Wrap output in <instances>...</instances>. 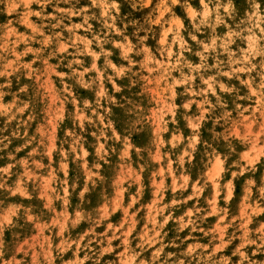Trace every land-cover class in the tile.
Here are the masks:
<instances>
[{"label": "clouds", "instance_id": "1", "mask_svg": "<svg viewBox=\"0 0 264 264\" xmlns=\"http://www.w3.org/2000/svg\"><path fill=\"white\" fill-rule=\"evenodd\" d=\"M32 2L0 0V12L22 9L15 24L31 29L30 33H18L17 27H12L11 19L7 25H0V118H6L0 126V152L8 149L14 138L23 141L15 149L16 153L32 146L27 160L16 161V164L24 165L25 170L14 186L9 187L3 175L9 174L14 165L0 168V190L6 189L13 197L18 193L28 195L24 177L29 175V161L34 165V171L52 168L51 163L46 168L42 160H51L56 150L53 128L67 119L71 126L63 130L58 150L61 162L56 169L65 177L70 159L87 164L84 161L89 155L85 150L87 135L96 141L92 146L97 159L92 168L101 169L102 162H108V153H117V144L122 145L123 159L133 147L131 137L151 131L154 132L152 147L137 148L136 153L140 157L141 172L150 170L153 183L162 175V170L155 168L154 162L160 160L161 149L167 144L163 153L166 167L171 173L173 164L176 165L175 171L183 180L179 187L186 189L189 169L185 165L195 167L193 160L198 145L202 144L199 163L203 164L205 159L209 163L215 160L217 170L211 177L213 186L221 191L227 190L226 204L232 200L233 180L243 176L245 170L254 172L256 169L249 166L264 156V0H241L245 5L243 9L237 8V0H198V3L197 0H88V5L83 7H77L81 0H35L41 3L39 11L31 10ZM125 4L131 11L122 15L121 6ZM48 6L55 9L54 15L47 13ZM177 10L182 12L183 18L177 15ZM137 13L141 14L140 19L136 18ZM30 16L41 18L38 27L30 22ZM73 17H81L82 22L71 23ZM92 22L100 25L98 30L93 29ZM221 27L226 30V35L218 34L217 29ZM4 28L7 31H3ZM82 28L85 29L83 36L77 34ZM202 34H206L203 39ZM189 40L194 44L190 45ZM237 40L246 43L247 47L233 51L230 46ZM149 41H154V45L149 46ZM20 45H23L22 49ZM189 53L199 57V63H193L187 55ZM30 54L31 61L25 62L23 57ZM114 56L119 57L118 63L114 62ZM53 60L57 61L54 65L50 64ZM50 68L59 69L55 71L59 87L50 82ZM136 88L140 90L133 91ZM79 89L94 92L95 99L78 96ZM8 96L12 97L11 102L4 103ZM68 105L72 109L66 108ZM114 108L120 109L127 117L122 136L117 134ZM34 123L35 132L30 134L29 129ZM207 123L211 124L207 129L210 136L204 139L201 129ZM188 129L191 132L186 136ZM9 130L10 134H4ZM165 133L170 134V139L163 138ZM101 140L104 143H99ZM241 145L247 150L237 152ZM221 146L226 149L223 156L217 151ZM77 153L81 155L73 157ZM8 155L15 159L11 152ZM234 156L237 157L235 160L232 159ZM224 173H230L231 179L224 176L221 183ZM93 175L99 173L90 171L89 179ZM208 179L207 174H202L198 183L207 186ZM63 184L67 185L68 180L65 179ZM245 184V200H251L253 187H256L257 199L264 205V177H261L259 186L251 178ZM72 187L75 189V185ZM89 190L85 184L79 193L82 203ZM172 190L177 191L175 179ZM63 191L67 193L68 188L64 187ZM202 191L203 187L198 188L193 195L199 196ZM219 195L220 191H213L211 199L207 200L211 208L207 215L216 213V197ZM130 196L135 203L136 194L130 193ZM192 198L189 195L180 200L173 199V204L187 203ZM64 201L67 203L66 196ZM50 207V203H46L37 218H43L44 210ZM195 211L201 213L204 210L197 208ZM220 211L223 213L220 220H223L229 209L225 206ZM26 215L27 220L33 219L31 214ZM76 217L72 227L84 219L91 221V228L84 233L85 236L99 224V220H92L81 212H77ZM206 218L201 214L193 219L190 209L179 218L178 235L171 244L164 243L160 231H155L151 241L138 237L135 249L124 247L119 253L120 259L107 264H129L123 259L129 254L135 264H264V259L255 258L257 254L264 255V221H260L254 230L248 228L251 219H246L234 226L229 221L223 228L217 223L206 231L201 226ZM171 219V215L165 216L159 229L163 230ZM190 225L192 232L199 230L205 237H210L209 245H189L179 254L165 252L170 246L181 248L185 244L186 238L181 239L179 233ZM18 227V222L10 216L0 220V264H52L53 250L47 245L34 248L27 239L20 242L19 233H14L17 238L14 247L6 244L5 229ZM228 227H234V231L226 240ZM107 228L112 229V225L109 223ZM241 230L242 235H238ZM217 232L219 236L215 235ZM63 234L64 228L61 227L57 235L62 243L54 249L60 264H101L104 254L112 251L111 240L117 238L115 233L109 236L105 231L97 243H107V247L98 250L91 247L93 241L89 239L82 259L79 257L80 242L73 241L76 243V258L64 260L67 241L63 240ZM122 235L126 236V233ZM157 237H160V247L152 253L151 259L142 258L146 245L150 247L156 243ZM237 239L242 242L234 248L231 257L216 256L220 249ZM122 245H129L127 238L122 240ZM246 245H255L251 255Z\"/></svg>", "mask_w": 264, "mask_h": 264}, {"label": "rangeland", "instance_id": "2", "mask_svg": "<svg viewBox=\"0 0 264 264\" xmlns=\"http://www.w3.org/2000/svg\"><path fill=\"white\" fill-rule=\"evenodd\" d=\"M198 3V0H197ZM88 5V0H81V4L77 7H83ZM194 6H197L194 4ZM32 11H39L41 8V3L33 2L31 3ZM61 7H66L61 5ZM245 5L241 0H237V8L243 9ZM22 9H16L12 12H0V25H7L8 21L13 20L12 27H17L15 24V18L17 14L21 12ZM47 13L54 15L55 9L52 6H48L46 9ZM131 9L125 4L121 6V14L127 15ZM242 14V12H241ZM177 15L182 16V12L177 10ZM141 14L137 13L136 18L140 19ZM29 20L31 23L35 24L37 27L41 21L40 17L30 16ZM81 17H73L71 23H81ZM67 23V21H66ZM93 23V29L98 30L100 25L96 22ZM3 31H7V28H4ZM131 31V29H129ZM17 32H27L30 33L31 29L27 28L26 25H20L17 27ZM218 34L226 35V30L221 28L217 29ZM78 35H85V29H78ZM206 34L201 35V39L205 38ZM15 38V37H13ZM89 38H91L89 36ZM189 44L192 45L194 42L189 40ZM154 41H149V46H153ZM39 47V45H36ZM233 51H237L238 47H247L246 43H242L240 40H237L235 44L230 46ZM19 48H23V45H20ZM72 51V49H70ZM189 59L193 63H199V57L192 56L190 53L187 54ZM31 54L27 57H23L25 62L31 61ZM114 62H119V57H113ZM90 61V57L88 58ZM214 63L213 60L209 61ZM57 61L53 60L50 64L54 65ZM51 72L50 82L54 87H59L57 81L59 77L56 76L55 71L49 69ZM123 83H127L124 81ZM110 88L111 86L108 85ZM139 88L133 89V91H139ZM80 97H86L90 100H94V92L89 90L79 89L76 93ZM12 97H5L4 103L11 102ZM68 109H72L71 105L66 106ZM115 113V127L117 129L118 135H124L125 120L127 117L120 109H113ZM6 118H0V126H3ZM15 123V122H13ZM68 126L70 127V122L66 119L58 127H54L53 131L55 133L56 139V150L53 151L51 160L44 158L42 162L45 164L46 168L49 163L52 164L51 169H38L34 171V165L29 161L27 165V170L29 172L28 176L24 177L26 181V186L28 189L27 196H21L19 193L16 196H10L7 190H0V220H3L4 216H10L14 222H18L20 227L18 228H6L4 231V239L6 244L9 247H14L16 244V237L14 233H19L20 242L27 239L29 243L34 247L40 245H47L52 249V264H60V260L56 257L57 245L62 243L61 237L57 235L60 232L61 227L64 228L63 240L67 241V244L64 245L65 251L63 253L64 260L75 259V250L76 243L73 241L80 242L81 251L79 252V257L82 259L85 251V245L88 243L89 239H92L93 243L91 247L93 249H99L100 247H107V243L99 244L97 239L102 238V235L105 231L108 232V235L111 236L115 233L116 239L111 240L112 251L106 252L101 259V264H107L108 261L120 259L119 253L123 251L124 247L136 248L137 243H139L138 237H142L147 241H151L152 237L155 235V231H160L161 237H163V242L166 244H171V242L176 238L178 233L176 228L178 227V220L181 216L184 215L188 210L193 211V219L197 215H206V220L201 225L206 231L210 228H213L219 223L220 227L223 228L225 224H228L231 221V224L237 225L242 220L251 219V223L248 224V228L254 230L260 221H264V205L260 203L257 199L256 187H253L252 198L251 200H245V187L246 180L251 178L256 181V185L259 186L261 182V177H264V156H261L259 161L255 165H250L249 167H254L256 170L254 172L244 171V175L237 177L233 180V194L232 200L225 202L224 196L226 189L221 191L216 189L213 186V180L211 177L215 176L217 170V164L215 160L211 163L208 160H204L203 164L199 163L201 161L200 152L203 149V145H198V152L193 160L195 167L190 165H185V168L189 169L188 175V186L186 189H181L179 185L183 183V180L180 178L179 173L175 171L176 165L173 164V171L170 173L166 167V159L163 155L168 145H165L164 149H161V158L158 162H154V167L162 170V175L155 178V183L152 182L151 171L144 170L141 172V161L140 157L136 153V149H145L152 147L151 140L154 136V132L145 131L137 133L131 137V143L133 147L129 149L128 155L123 157L122 145L117 144V153H108V162L103 163L101 169H93L92 165L95 163L97 157L95 156V148L92 146L96 143L95 138L90 134L85 137V150L89 152L87 157H84V161H87L85 165L83 161L79 164L75 159H70L68 163L67 177L64 176L63 172H57L56 169L59 167L61 158L59 155L60 140L63 139V130ZM171 127V126H170ZM211 127L210 123L204 125L201 129L202 137L208 139L210 134L207 131ZM35 132V123L33 127L29 129L30 134ZM91 132V129H89ZM191 130L188 129L185 133L187 136L190 134ZM6 135L10 134L9 132L4 133ZM165 140L170 139V134H163ZM51 142V141H50ZM23 143L22 140L13 139V143L9 146L8 149H5L3 152H0V168H5L9 164L14 165L10 169L9 174H3L4 179L9 187L15 185V182L23 174L25 170L24 165L16 164V161L28 159V153L32 150L30 145L27 149H23L19 153L15 152V149ZM99 143H104L103 140ZM111 144V141L108 142ZM264 146V145H262ZM247 149L244 146H238L237 152L246 151ZM217 151L221 153V156L225 153L226 149L221 146L217 148ZM12 153L15 156V159L9 158V153ZM81 155L79 153L73 154V157ZM146 155V153H145ZM169 157L173 160L175 157ZM40 159L39 155L36 157ZM237 157H233L235 160ZM65 159H69L65 157ZM232 161L230 160L229 163ZM246 163V162H245ZM204 164H208L207 167H204ZM227 167V165H225ZM98 172L99 175H93L89 179V172ZM207 174L209 177L208 185L204 186L200 181L201 175ZM227 176L228 179H231L230 173H224L221 175V183H223V177ZM67 179L68 184L64 185L63 181ZM175 179V186L177 188L176 192H173V180ZM95 181V183H93ZM163 184V187L159 185ZM85 184L89 186V192L85 193L83 203L81 202L79 193L83 191ZM39 185V187H38ZM75 185V189H73ZM24 187L25 185H21ZM67 187L68 191L65 193L63 188ZM203 187V191L199 196L193 195L196 189ZM213 191H220V195L216 197V213L213 215H207V211H211L210 206L207 204V200L211 199V194ZM130 193L136 194L135 203H132V196ZM181 193L183 194L181 196ZM189 195H192V200L187 201V203H176L173 204V199H183ZM67 197V203L64 201V197ZM199 201V203H197ZM50 203V209L44 210L46 213L43 218H37L41 214V210L44 209V205ZM119 205V207H117ZM168 205V207H165ZM16 206V207H13ZM228 207L229 211L225 219L220 220V216L223 213L220 209ZM113 208L116 210L113 211ZM200 208L204 211L197 213L195 210ZM259 210L258 214H256ZM81 212L86 216L92 217V220H99V224L95 227L94 231H90L88 236H85L84 233L91 228V221L88 219L81 220L76 227H72L73 221L77 219L76 213ZM13 213H15L13 215ZM31 214L33 216L32 220H27V215ZM171 215L173 219L169 220L168 224L164 227L163 230L159 229V225L163 222L165 216ZM56 221V223H53ZM155 221V222H153ZM112 225V229H108V224ZM123 225V227H121ZM192 226L190 225L182 233H179L181 239L186 238L185 244L181 248L168 247L165 252H174L179 254L185 250L189 245H209L210 237H205L202 232L197 230L192 232ZM234 231V227H228L225 234V239L227 240L228 235ZM241 233L238 235H242ZM122 235V234H125ZM167 233V236L164 235ZM219 236V233H215ZM83 237V239H81ZM127 238L129 245H122V240ZM157 242L152 243L150 247L146 245V251L143 252L142 258L151 259L152 253L160 247V237L156 238ZM242 241L240 239L234 240L233 243L228 244L225 248L220 249L216 256H232L234 248L239 245ZM179 243V241H177ZM219 243V240L216 241ZM70 245V247L68 246ZM255 248V245H246V249L251 255V251ZM200 251V249H197ZM208 251L211 252V246L208 247ZM23 254L21 253L20 256ZM18 258H20L18 256ZM256 259H264V255L257 254ZM123 259L128 260L129 264H135V260L131 258V255L123 257ZM233 259H238L234 257Z\"/></svg>", "mask_w": 264, "mask_h": 264}]
</instances>
